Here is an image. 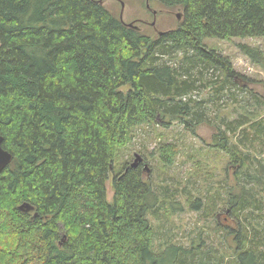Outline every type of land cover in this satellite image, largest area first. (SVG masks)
<instances>
[{"label":"trees","instance_id":"16d2710c","mask_svg":"<svg viewBox=\"0 0 264 264\" xmlns=\"http://www.w3.org/2000/svg\"><path fill=\"white\" fill-rule=\"evenodd\" d=\"M157 1L181 18L152 37L103 0H0V135L13 155L0 173V264H264V217L255 223L251 212L241 216L258 208L239 182L241 190L217 204L235 222L224 218L215 228L231 237L232 257L201 239L154 249L149 215L183 207L171 198L159 204L145 169L122 158L142 125L200 122L202 112L183 99L196 81L161 57L180 52L191 64L195 55L233 77L228 58L204 39L264 36V0ZM241 47L248 56L257 52ZM242 137L238 145L264 137V119L243 127ZM214 140L241 160L237 179L257 181L237 143L225 144L222 131ZM176 147L160 144L164 162L173 161ZM23 202L33 210H19ZM191 206L202 209L197 200Z\"/></svg>","mask_w":264,"mask_h":264},{"label":"rangeland","instance_id":"374dc122","mask_svg":"<svg viewBox=\"0 0 264 264\" xmlns=\"http://www.w3.org/2000/svg\"><path fill=\"white\" fill-rule=\"evenodd\" d=\"M148 3L147 8L155 10L154 26L149 24L154 20V15L147 11L146 0H103V4L117 16L122 13L124 21L137 25L142 23L139 26L152 37L156 36L157 31L176 25V13H180V10L165 8L157 0H148ZM204 43L207 48L228 58L234 76L226 79L222 69L203 67L195 55L191 64L180 52L163 55L161 58L176 67L181 78L196 81L195 87L183 99L189 98L193 108L202 112L200 122L192 124L191 128L186 127V122L178 121L166 127L161 122L142 125L137 128L126 151L122 152V158L133 163L134 155L138 154L142 158L138 165L145 169V178L156 189L159 204L171 198L173 202L177 201V206L183 207L171 213L160 207L155 215H149L156 229L154 249L163 250L170 242L188 246L201 239V246H212L227 260L234 255L229 248L232 246L231 237L225 238L224 231L215 230L216 221L222 224L228 220L230 225H235L232 215L225 210L227 206H217L226 192L241 190L238 182L243 183L245 190L249 189L252 194L248 193L247 196L257 200L258 209L250 205L241 216L251 212L248 216L255 223L262 222L260 217H264V137H249L244 140L245 145H238L239 140L244 139L242 128L248 130L251 122L264 119V36L205 38ZM241 45L255 48L257 52L248 56ZM242 118L249 121L233 131L232 127ZM219 131L224 132L227 139L225 144L237 143L240 154L249 155L252 164L250 171L254 172L258 182L245 179L244 175L236 178L241 160L233 162L230 151L215 143ZM162 142L177 145L178 153L171 163L164 162L160 155ZM110 181L106 183L109 200L112 197ZM195 200L201 203L202 209L195 210L191 206ZM210 201L214 202V208L205 209Z\"/></svg>","mask_w":264,"mask_h":264},{"label":"water","instance_id":"95a60500","mask_svg":"<svg viewBox=\"0 0 264 264\" xmlns=\"http://www.w3.org/2000/svg\"><path fill=\"white\" fill-rule=\"evenodd\" d=\"M122 6H123V3H122ZM146 6L149 7L148 0H146ZM152 12L154 15V17H153L154 20H152L150 22V24L154 26V24H155V10H152ZM176 17L179 20L181 18V13H176ZM120 18L122 19V13L120 14ZM127 25L138 28L136 25H134L133 22H129V23H127ZM161 33H163V31L159 32V34H161ZM2 141H3V137H2V135H0V173L12 161V158H13L12 153H10L8 150L3 148ZM134 156H135L134 162L131 164L133 166H136L141 161L142 158L138 154H135ZM18 208H19V210H21L23 212H29V211H32L34 207L28 202H23L21 205L18 206Z\"/></svg>","mask_w":264,"mask_h":264},{"label":"bare ground","instance_id":"6f19581e","mask_svg":"<svg viewBox=\"0 0 264 264\" xmlns=\"http://www.w3.org/2000/svg\"><path fill=\"white\" fill-rule=\"evenodd\" d=\"M140 28V27H139ZM157 31V30H156Z\"/></svg>","mask_w":264,"mask_h":264}]
</instances>
